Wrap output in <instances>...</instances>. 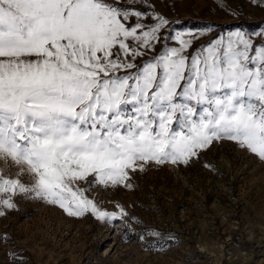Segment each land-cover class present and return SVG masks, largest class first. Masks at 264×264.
Returning <instances> with one entry per match:
<instances>
[{
    "label": "snow or ice",
    "instance_id": "obj_1",
    "mask_svg": "<svg viewBox=\"0 0 264 264\" xmlns=\"http://www.w3.org/2000/svg\"><path fill=\"white\" fill-rule=\"evenodd\" d=\"M172 23L157 0H0V217L19 198L127 227L94 189L225 140L264 162V29L195 47L211 29Z\"/></svg>",
    "mask_w": 264,
    "mask_h": 264
},
{
    "label": "rangeland",
    "instance_id": "obj_2",
    "mask_svg": "<svg viewBox=\"0 0 264 264\" xmlns=\"http://www.w3.org/2000/svg\"><path fill=\"white\" fill-rule=\"evenodd\" d=\"M157 3L171 32L211 29L195 47L264 29V0H226L223 10L217 0ZM131 182L90 193L105 210L123 205L127 227L18 198V210L0 217V264H264V162L255 155L225 140L189 166H151Z\"/></svg>",
    "mask_w": 264,
    "mask_h": 264
}]
</instances>
